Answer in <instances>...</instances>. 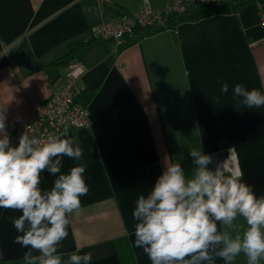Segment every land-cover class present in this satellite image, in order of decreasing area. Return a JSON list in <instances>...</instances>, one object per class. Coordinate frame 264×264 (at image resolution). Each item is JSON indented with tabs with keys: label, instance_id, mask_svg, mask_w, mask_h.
<instances>
[{
	"label": "crops",
	"instance_id": "1",
	"mask_svg": "<svg viewBox=\"0 0 264 264\" xmlns=\"http://www.w3.org/2000/svg\"><path fill=\"white\" fill-rule=\"evenodd\" d=\"M173 1L0 0V107L9 135L31 123L51 87L62 85L73 50L86 68L81 84L95 91L86 103L90 127L69 130L84 149L89 192L70 217L62 255L91 253V264H151L134 246L135 203L166 165L180 162L190 174L192 148L213 157L210 168L242 173L264 195V107L247 109L233 99L237 83L264 92V0H236L210 15L187 8L172 28L139 30L127 45L91 34L146 2L165 11ZM224 82L229 92L221 96ZM77 163L64 157L61 171ZM54 179L45 174L41 187L50 189ZM20 215L0 209V260L23 259L28 250L14 243L20 233L13 219ZM234 264L246 260L241 255Z\"/></svg>",
	"mask_w": 264,
	"mask_h": 264
},
{
	"label": "clouds",
	"instance_id": "2",
	"mask_svg": "<svg viewBox=\"0 0 264 264\" xmlns=\"http://www.w3.org/2000/svg\"><path fill=\"white\" fill-rule=\"evenodd\" d=\"M228 92V83H221L220 95ZM233 99L247 109L264 107V92L242 83L234 85ZM6 129V109L0 107V209L22 213L13 225L20 233L14 243L28 249L23 264H91V253L73 252L64 260L59 252L70 217L89 192L84 149L67 127L43 139L22 133L15 145ZM189 156L195 166L190 174L180 162L170 163L151 190L139 195L132 212L134 246L151 264H216L217 258L234 264L241 255L246 264H262L264 195L242 173L210 168L213 157L200 147ZM64 157L79 162L67 173L61 171ZM45 174L55 177L50 189L41 187Z\"/></svg>",
	"mask_w": 264,
	"mask_h": 264
},
{
	"label": "built area",
	"instance_id": "3",
	"mask_svg": "<svg viewBox=\"0 0 264 264\" xmlns=\"http://www.w3.org/2000/svg\"><path fill=\"white\" fill-rule=\"evenodd\" d=\"M227 0H175L165 11H157L146 2L145 7L134 14H125L118 20L103 23L92 29L95 40L112 42L115 46L127 45L137 31L164 26L169 15H177L187 8L202 5L221 4ZM260 27L264 29V16ZM86 68L79 61H72L66 69L65 80L61 86L51 87L48 101L37 108L35 119L28 124L18 125L10 134L13 145L18 143L22 133L38 139L60 133L65 127L69 130H81L91 125L89 104L82 102L86 92L81 80ZM49 80V77H46Z\"/></svg>",
	"mask_w": 264,
	"mask_h": 264
},
{
	"label": "trees",
	"instance_id": "4",
	"mask_svg": "<svg viewBox=\"0 0 264 264\" xmlns=\"http://www.w3.org/2000/svg\"><path fill=\"white\" fill-rule=\"evenodd\" d=\"M236 0H227L221 4H215V5H202V6H193L194 8L195 7H202L207 11V15H210L211 14V8H218L217 11H219V9H221L222 6H224V8L228 5V4H233ZM189 9V8H188ZM184 11V10H183ZM182 11V12H183ZM180 12L179 14H175V15H169L167 17V20L165 21V24L162 28V30L164 29H170L172 28L174 25H176L177 23V18L178 16L182 13ZM74 50H73V53L69 54L67 57H65V64L69 65L72 61H74ZM60 62L63 63V61L61 60ZM95 94V91H87L83 97H82V102L83 103H90L91 102V99L92 97L94 96ZM70 254L68 255H62L63 256V259L64 260H67L68 257H69ZM0 264H23V259H16V260H0Z\"/></svg>",
	"mask_w": 264,
	"mask_h": 264
}]
</instances>
